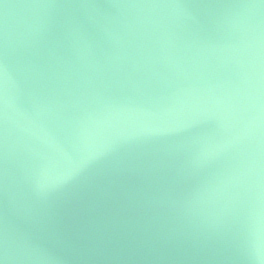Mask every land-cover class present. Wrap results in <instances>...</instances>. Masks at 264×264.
<instances>
[{"label":"water","instance_id":"1","mask_svg":"<svg viewBox=\"0 0 264 264\" xmlns=\"http://www.w3.org/2000/svg\"><path fill=\"white\" fill-rule=\"evenodd\" d=\"M0 264H264V0H0Z\"/></svg>","mask_w":264,"mask_h":264}]
</instances>
